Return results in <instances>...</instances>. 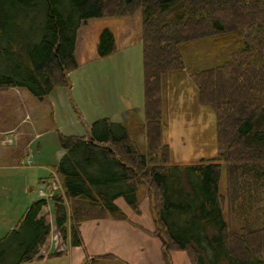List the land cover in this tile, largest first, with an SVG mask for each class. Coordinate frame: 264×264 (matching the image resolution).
<instances>
[{
    "label": "trees",
    "instance_id": "trees-1",
    "mask_svg": "<svg viewBox=\"0 0 264 264\" xmlns=\"http://www.w3.org/2000/svg\"><path fill=\"white\" fill-rule=\"evenodd\" d=\"M137 10L144 92L137 133L144 150L132 137L136 130L107 118L93 122L88 137L58 133L65 154L57 174L71 201L72 244L81 243L74 225L82 221L125 219L117 198L137 211L138 188L147 184L166 264L173 251H185L191 264H264V0H0V89L22 88L41 100L69 87L81 22ZM114 50L112 32L103 29L99 56ZM185 79L198 105L214 113L217 154L175 165L162 144L164 120ZM52 200L64 239L67 208L62 197ZM46 205L34 201L0 238V264L37 258L50 233Z\"/></svg>",
    "mask_w": 264,
    "mask_h": 264
},
{
    "label": "rangeland",
    "instance_id": "rangeland-1",
    "mask_svg": "<svg viewBox=\"0 0 264 264\" xmlns=\"http://www.w3.org/2000/svg\"><path fill=\"white\" fill-rule=\"evenodd\" d=\"M103 29H109L112 32L115 50L101 57L98 54V44ZM141 29L142 18L138 10L131 15L102 16L81 22L77 30L75 45V58L78 66L68 74L69 87L57 88L42 102L33 103L30 100L25 104L33 117L38 120L34 134L39 133L37 134L39 136L34 138L29 146L30 149H27V154L31 155L30 158L23 153L21 145L14 146H16L15 154L23 156V163L28 168L17 166L13 167L17 168L15 170L12 169V165L16 164L9 162L10 165H8L0 159V176L18 177L21 183L27 180L29 188L25 191L26 194L35 195L38 199L39 179L50 176L59 156L58 133L65 136L88 137L92 123L104 118L111 122L130 125L132 133L136 130L135 136L132 137L138 140L141 150H144V137L138 134L140 127L138 123L144 121ZM208 51L209 48L205 47L200 49L199 53L205 55ZM212 58L213 55L209 56L211 63ZM12 94L14 93H6L3 99L2 124L4 128L11 127L16 124L15 121H18V112ZM170 100V111L167 112L168 117L165 114L167 118L164 121L167 125L163 130L162 138V144L170 148V164L183 165L196 163L201 159H213L217 154L214 113L198 105L195 87L186 79L175 101H172V96ZM134 111L137 114L136 124L131 117ZM11 148L12 146L0 145V153L2 149L10 150ZM6 166L9 167L4 168ZM224 174L223 169L220 182L221 194H224L226 190ZM140 187L141 196L148 192L151 198L143 197L140 200L142 205L140 202L137 212H134L137 214L142 212L151 218L153 213L156 215L152 199L154 191H148L147 184ZM30 188L33 190L29 191ZM21 192H19L20 196L19 194L17 196V203H19V198L24 197ZM232 210L235 215L233 218H237L240 212L236 208ZM227 213L225 209V215ZM240 225L239 223L238 227ZM1 227L2 225L0 229ZM170 263L191 264L185 251L171 253Z\"/></svg>",
    "mask_w": 264,
    "mask_h": 264
},
{
    "label": "crops",
    "instance_id": "crops-1",
    "mask_svg": "<svg viewBox=\"0 0 264 264\" xmlns=\"http://www.w3.org/2000/svg\"><path fill=\"white\" fill-rule=\"evenodd\" d=\"M9 92L14 93L12 95L18 112V121H15L16 124H13V127L4 128L2 106L4 105V95ZM30 100L33 103L42 102L45 97L38 100L22 88L0 89V145L12 146L10 150H1L0 159L8 165L10 163L16 164L12 165V169L15 170L17 168L13 167H28L23 163V156L15 154L16 146L14 145H21L23 153L30 158L31 155L27 154V149H30L29 146L33 143L34 138L39 136L37 135L39 133L34 134L38 120L33 117L25 105ZM64 154L65 151L60 148L56 165H53L52 168L54 171L50 176L39 179L38 199L35 195L26 194L25 191L29 188L27 180L23 181L22 184L18 177L0 176V225H2L0 238L16 227L22 215L34 201L41 199L40 189L47 188L49 190L46 185L53 180L59 186L55 194L46 199L47 205L43 208L44 217L50 225L49 236L40 247L37 258L23 264H166L163 239L159 233H155L160 229L155 221L156 215L153 213L152 217L149 218L142 212L135 213V210L130 208L122 197L117 198L115 203L125 215V219L118 220L107 216L103 219L82 221L78 225H74L77 227L81 243L79 245L72 244L70 231L72 226L71 201L65 198L62 180L57 174V166ZM3 157L6 158L2 159ZM32 190V188L29 189V191ZM19 192L24 194V197L19 198V203H17L18 194L20 196ZM55 196L62 197L67 208V233L64 239L61 238L54 224V202L52 199ZM143 197L149 199L150 195L147 192L141 196V187H139L137 191L138 204ZM14 203L16 205H13ZM140 204L142 205V202ZM174 252L176 251L171 253ZM105 255L109 256L104 257Z\"/></svg>",
    "mask_w": 264,
    "mask_h": 264
},
{
    "label": "built area",
    "instance_id": "built-area-1",
    "mask_svg": "<svg viewBox=\"0 0 264 264\" xmlns=\"http://www.w3.org/2000/svg\"><path fill=\"white\" fill-rule=\"evenodd\" d=\"M48 188H49L48 191L40 190L39 194H40L41 197H48V196H50L51 194H53L54 191H56L59 188V186L53 180L52 182L49 183Z\"/></svg>",
    "mask_w": 264,
    "mask_h": 264
}]
</instances>
